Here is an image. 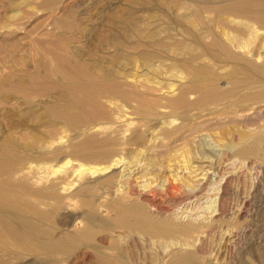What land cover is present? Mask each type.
I'll list each match as a JSON object with an SVG mask.
<instances>
[{
	"label": "rangeland",
	"instance_id": "1",
	"mask_svg": "<svg viewBox=\"0 0 264 264\" xmlns=\"http://www.w3.org/2000/svg\"><path fill=\"white\" fill-rule=\"evenodd\" d=\"M232 1L0 0V160L17 152L21 158L16 165L36 166L42 155L58 148L57 157L62 161L65 150L89 136L90 126L74 129L65 122L55 126L49 121L39 128L27 129L15 120L26 114L31 117L28 112L41 116L57 101L54 90H47L42 81L56 80L50 69L58 65L56 56H64L95 71L113 70L122 76L119 78L125 86L144 93L146 100L159 98L163 102L183 87L189 90L188 102L180 108L168 109L159 102L152 104V109V105L147 107L140 101L127 103L109 96L99 101L107 112L101 121L108 125L121 128L123 118H129L134 123L157 122L163 131L171 132L169 135L160 131L149 152L144 156V147L138 155L144 158L135 171L138 175L145 173L144 180L149 178L160 186L175 172L191 184L206 181L207 190L176 208L155 200L158 214L179 222H207L217 212L211 209L218 207L220 186L226 178L231 179L232 184L224 191L225 211L218 216L220 227L210 232L202 244L198 240L189 244L153 243L126 231L119 238V228L105 231L111 240L121 242L123 264H162L198 246L202 247L197 254L198 264H264V140L257 152L242 151L251 142L264 139V79L258 81L252 71L242 68L212 43L215 37L231 43L233 50L240 53L253 47L246 40L250 30L243 23L240 24L247 28V34L240 40L246 46H236L237 41L231 42L224 34L226 30L231 35L236 33V23L225 13ZM257 60L262 62L261 58ZM236 81L242 84L236 93L195 103L203 89L214 86L228 91ZM248 94L261 97L243 100ZM39 134L43 141H37ZM184 160L190 168L184 169ZM142 197L152 199L149 194ZM77 225L82 223L77 221ZM101 233L96 230L95 242L109 245V240L100 242ZM18 262L13 259L11 264ZM44 264L96 263L72 262L62 256Z\"/></svg>",
	"mask_w": 264,
	"mask_h": 264
},
{
	"label": "bare ground",
	"instance_id": "2",
	"mask_svg": "<svg viewBox=\"0 0 264 264\" xmlns=\"http://www.w3.org/2000/svg\"><path fill=\"white\" fill-rule=\"evenodd\" d=\"M225 13L230 16L232 23H236L233 28L236 33L231 35L226 30L224 34L231 42L236 40V46H246L240 40L247 34V28L240 24L243 23L250 30L246 40L253 47L247 53H240L233 50L231 43L221 42L215 37L212 43L242 68L252 71L258 81H263L264 0H234L226 7ZM251 55L255 58L252 59ZM260 58L261 63L257 62ZM55 59L58 65L50 70L57 76L56 80L46 78L42 83L47 90H54L56 100L61 102L55 101L49 105L41 116L28 112L31 117L26 114L15 120L27 129H36L51 121L55 126L65 122L74 129L90 126L92 130L88 132L89 136L65 150V159L62 161L57 157L58 148L42 155L41 163L36 166L31 163L28 166L16 165L21 158L17 152H12L6 160H0V264H11L13 259L20 261L17 264H26V259L44 264L48 260L57 261L62 256L78 263L94 261L96 264H123L125 253L121 242L113 238L111 240L105 231L119 228V238L126 231L131 235L138 233L153 243L166 241L170 244H189L197 240L201 242L210 232L217 230L220 227L218 216L225 211L222 202L225 188L231 181L229 177L220 186L222 192L218 194V207L215 205L217 208L211 209L217 212L211 220L179 222L170 214L169 217L158 214V208L154 207L155 200L160 199L170 208H176L205 191L206 181L191 184L175 172L169 174L160 186L148 181L149 178L144 180L142 176L146 174L138 175L135 170L141 166L145 152H149L158 134L166 132L170 135L171 132L163 131V126L157 122L138 120L134 123L129 118H123L120 128L101 121L107 112L101 108L99 101L105 96L119 97L127 103L140 101L147 107L160 102L161 106L169 109L184 106L188 102L189 90L183 87L163 102L159 98L150 101L145 99L144 93L125 86L119 78L122 76L113 70L95 71L89 65L68 61L64 56H56ZM241 87V82L236 81L228 91L214 86L205 88L195 103L200 105L213 98L232 95ZM254 97L261 96L248 94L243 100ZM15 120L12 122L15 123ZM41 138L43 135H37V141H43ZM263 140L259 138L251 142L249 147H242V151L257 152ZM142 151L144 156L140 158ZM134 166V169L128 168ZM183 166L184 169L190 168L186 160ZM115 169L118 171H113ZM147 194L152 199H143L142 196ZM77 221L82 225H77ZM97 229L103 232L100 242L109 240V245L95 242ZM201 248L198 246L194 251L181 252L177 258H169L162 264H198L196 259Z\"/></svg>",
	"mask_w": 264,
	"mask_h": 264
}]
</instances>
